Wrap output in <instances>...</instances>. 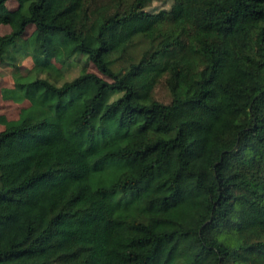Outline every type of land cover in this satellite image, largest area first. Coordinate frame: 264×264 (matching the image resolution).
<instances>
[{
    "label": "trees",
    "instance_id": "1",
    "mask_svg": "<svg viewBox=\"0 0 264 264\" xmlns=\"http://www.w3.org/2000/svg\"><path fill=\"white\" fill-rule=\"evenodd\" d=\"M7 1L0 264H264V0Z\"/></svg>",
    "mask_w": 264,
    "mask_h": 264
},
{
    "label": "rangeland",
    "instance_id": "2",
    "mask_svg": "<svg viewBox=\"0 0 264 264\" xmlns=\"http://www.w3.org/2000/svg\"><path fill=\"white\" fill-rule=\"evenodd\" d=\"M96 4L102 3L104 6L109 5L110 7L114 6V4H121L126 7L127 3L130 0H94ZM173 2L171 0H153L149 3V5L145 8V11L150 13H157L164 9H170ZM6 6L9 10H14L17 7L16 0H8L6 2ZM34 30V26L30 25L27 27L23 37H28L32 31ZM10 32V27L5 24H0V35H4ZM143 49L142 46H138L137 51L141 52ZM56 69L60 71V81L59 84L65 80H70L73 77L79 74V71L82 67V62H67L64 66H61L58 63L53 62ZM16 67L7 64L0 63V117H4L5 119L12 120L17 119L19 115V111L21 108L29 106V102L24 100L23 102H16L10 99L3 98V93L5 89L13 87V73L19 71L21 74L27 73L32 67V61L28 56H21L17 63ZM86 70L88 72L96 73L99 76H102L95 65L91 62H87ZM165 76L159 79V81L154 85L152 89V96L157 101L169 104L172 100V96L166 86ZM121 93H116L111 95V100L117 99ZM3 130V125L0 122V131Z\"/></svg>",
    "mask_w": 264,
    "mask_h": 264
}]
</instances>
